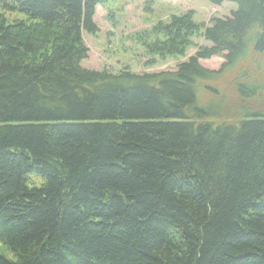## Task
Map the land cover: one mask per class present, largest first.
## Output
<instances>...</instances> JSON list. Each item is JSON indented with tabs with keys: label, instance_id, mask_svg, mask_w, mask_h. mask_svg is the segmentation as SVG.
Listing matches in <instances>:
<instances>
[{
	"label": "trees",
	"instance_id": "trees-1",
	"mask_svg": "<svg viewBox=\"0 0 264 264\" xmlns=\"http://www.w3.org/2000/svg\"><path fill=\"white\" fill-rule=\"evenodd\" d=\"M111 1L0 0V264H264V0L136 33L148 65L209 44L141 75L82 66Z\"/></svg>",
	"mask_w": 264,
	"mask_h": 264
},
{
	"label": "rangeland",
	"instance_id": "rangeland-1",
	"mask_svg": "<svg viewBox=\"0 0 264 264\" xmlns=\"http://www.w3.org/2000/svg\"><path fill=\"white\" fill-rule=\"evenodd\" d=\"M228 4V5H227ZM223 4L220 7L213 6L207 0H158L153 10L146 9V0H115L111 1V8L117 13L114 19H109L107 11L98 7L95 22L99 27L98 35L92 37L85 35L84 41L89 49L88 59L82 66L88 70H108L113 73H121L129 70L133 74H150L162 72H175L178 66L193 57L201 47H209L202 38L196 39L187 57L182 59H168L154 65H148L149 58L144 48L134 40L136 33L150 31L159 22H168L174 15L194 12L195 21L199 24L210 26L214 18L230 17L237 10L235 3ZM9 22L25 20L22 14L8 13ZM221 57L209 60H201L203 67L218 71L224 63ZM228 100L223 101L208 93H201L200 104L205 107L220 111L222 117L216 122H232L236 117L229 116V106L236 105L237 97L230 90L227 92Z\"/></svg>",
	"mask_w": 264,
	"mask_h": 264
},
{
	"label": "crops",
	"instance_id": "crops-1",
	"mask_svg": "<svg viewBox=\"0 0 264 264\" xmlns=\"http://www.w3.org/2000/svg\"><path fill=\"white\" fill-rule=\"evenodd\" d=\"M225 4H227V3H225ZM228 5V4H227Z\"/></svg>",
	"mask_w": 264,
	"mask_h": 264
}]
</instances>
